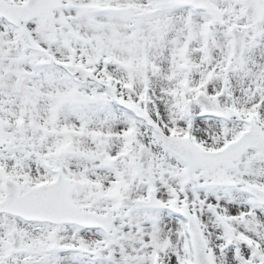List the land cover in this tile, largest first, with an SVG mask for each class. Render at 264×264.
Returning a JSON list of instances; mask_svg holds the SVG:
<instances>
[{
    "label": "snow or ice",
    "instance_id": "1",
    "mask_svg": "<svg viewBox=\"0 0 264 264\" xmlns=\"http://www.w3.org/2000/svg\"><path fill=\"white\" fill-rule=\"evenodd\" d=\"M0 264H264V0H0Z\"/></svg>",
    "mask_w": 264,
    "mask_h": 264
}]
</instances>
